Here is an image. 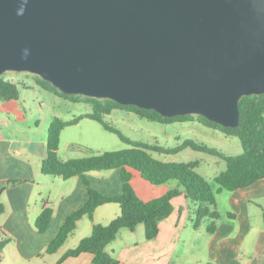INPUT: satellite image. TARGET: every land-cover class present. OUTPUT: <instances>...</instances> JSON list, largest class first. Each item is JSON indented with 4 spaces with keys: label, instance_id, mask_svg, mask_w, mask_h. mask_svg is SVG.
Masks as SVG:
<instances>
[{
    "label": "water",
    "instance_id": "obj_1",
    "mask_svg": "<svg viewBox=\"0 0 264 264\" xmlns=\"http://www.w3.org/2000/svg\"><path fill=\"white\" fill-rule=\"evenodd\" d=\"M20 3L0 0V76L223 128L264 94V0H27L17 15Z\"/></svg>",
    "mask_w": 264,
    "mask_h": 264
},
{
    "label": "crops",
    "instance_id": "obj_2",
    "mask_svg": "<svg viewBox=\"0 0 264 264\" xmlns=\"http://www.w3.org/2000/svg\"><path fill=\"white\" fill-rule=\"evenodd\" d=\"M35 89L18 88L16 100L0 101V186L5 185L0 193L4 208L0 214V244L4 243L0 264H58L68 250L90 235L93 224L110 222L99 221L106 205L99 206L92 220L84 216L76 223L75 230L56 253H46L65 219L85 204L87 192L77 177L64 180L42 174L41 165L47 157V130L58 118L54 117L47 125L46 135L38 119L32 123L28 121L23 93ZM39 108L42 109L40 104ZM86 114L90 113L83 115ZM60 144L61 139L57 152L59 160L72 159L59 157ZM113 171H118L121 181L119 170ZM130 172L131 184L135 171ZM86 177L90 186L102 195L116 196L122 191L121 182L118 193L105 192L113 182L112 175L91 172ZM174 187L171 183L168 190ZM214 192L217 203V195L227 191ZM227 193L228 209L223 214L215 205L220 219L211 234L207 231L211 222L208 218L203 219L197 229L193 228L196 206L179 196L171 201V214L159 222L156 238L146 240L142 225L133 232L121 229L106 247V252L121 264H264V180ZM45 208H50L52 215L46 230L40 233L35 222ZM118 215L119 210L115 216ZM78 231L81 235L69 245V239ZM92 259L91 254L82 253L64 259L62 264H93Z\"/></svg>",
    "mask_w": 264,
    "mask_h": 264
},
{
    "label": "trees",
    "instance_id": "obj_3",
    "mask_svg": "<svg viewBox=\"0 0 264 264\" xmlns=\"http://www.w3.org/2000/svg\"><path fill=\"white\" fill-rule=\"evenodd\" d=\"M36 81L40 89L50 94L63 99H84L92 107L90 114L78 116L69 121L54 119L47 130V157L41 165L42 174L61 177L64 180L72 177L79 178L86 189L87 201L79 210L72 212L65 219L57 235L47 246L46 253H56L75 230L76 223L84 216L92 220L97 207L107 204H114L119 207L117 217L107 225L93 224L90 235L80 240L75 248L68 250L58 261V264H62L64 259L68 257H77L82 253L91 254L93 264H121L106 252V247L115 240L118 232L121 229L133 232L137 226L142 225L146 240L156 238L159 222L171 214L173 210L171 201L179 196H183L187 202L196 206L193 228L197 229L201 221L208 218L211 222L207 231L210 234L214 232L215 224L220 219L219 213L215 210L216 194L209 182L197 173L196 169L199 166V161L186 163L163 162L153 157V154L176 155L185 149H191L224 161V171L213 179L218 186L217 193L245 189L264 180V94L242 97L238 102L239 123L237 127L223 128L200 116L166 118L151 110H143L134 106H122L108 99L68 96L38 77H36ZM18 95L17 86L5 81L0 76V101L16 100ZM119 108L132 112L141 119L159 124L185 123L196 118L205 127L214 128L226 137L238 138L242 152L238 155L228 156L215 148L190 139L183 140L173 148L132 141L104 121V116ZM82 119L97 122L106 131L115 134L127 148L60 161L57 152L61 131L78 124ZM113 170H119L120 172L122 191L119 195H102L90 186L86 177L88 173ZM130 170L137 172L143 180L151 185L160 186L173 183L175 187L169 189L160 198L146 202L142 201L137 197L130 184L132 177ZM4 188L5 185L0 186V193ZM3 210V205L0 203V214ZM51 215L50 208H45L41 212L35 222L38 232L43 233L46 230ZM3 246L4 243L1 242L0 250Z\"/></svg>",
    "mask_w": 264,
    "mask_h": 264
},
{
    "label": "rangeland",
    "instance_id": "obj_4",
    "mask_svg": "<svg viewBox=\"0 0 264 264\" xmlns=\"http://www.w3.org/2000/svg\"><path fill=\"white\" fill-rule=\"evenodd\" d=\"M36 77L28 73L15 72H8L2 75L5 81L13 83L17 88H37L35 91L24 92L22 99L25 103L28 121L32 123L35 119H38L40 121V128L41 126L44 128V135H46L45 129L47 125L54 117L62 121H68L85 113L92 112L91 104L84 99H63L40 89ZM39 104L42 106V109L39 108ZM104 121L132 141L173 148L183 140L190 139L215 148L224 155L234 156L242 152L238 138L226 137L214 128L205 127L196 118L191 122L185 123L159 124L141 119L134 113L119 108L104 116ZM61 133V151L59 153L61 159H65L66 157H71L72 159L83 158L106 151H118L127 148L115 134L106 131L97 122L89 119H82L78 124L67 127ZM72 147L75 150H70ZM77 147L81 149H77ZM153 157L163 162L186 163L199 161L196 171L209 182L213 191H216L218 188L213 181L214 177L225 169L224 161L191 149H185L176 155L153 154ZM103 173L114 176L113 182L105 192L109 194L118 193L121 190L118 171ZM133 176L131 185L137 196L144 201L162 197L171 184L154 186L143 181L136 172H133ZM228 194L227 192H223L222 195H217L216 210L221 214L228 209L225 201V197ZM104 208L102 218L99 221L106 224L116 217L115 215L119 209L116 205H106ZM80 235L81 231L76 232L75 237L73 236L69 239V245L74 243Z\"/></svg>",
    "mask_w": 264,
    "mask_h": 264
},
{
    "label": "clouds",
    "instance_id": "obj_5",
    "mask_svg": "<svg viewBox=\"0 0 264 264\" xmlns=\"http://www.w3.org/2000/svg\"><path fill=\"white\" fill-rule=\"evenodd\" d=\"M27 4V0H21V3H20V8L17 12V15H22L23 14V11H24V6Z\"/></svg>",
    "mask_w": 264,
    "mask_h": 264
}]
</instances>
